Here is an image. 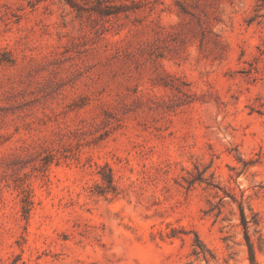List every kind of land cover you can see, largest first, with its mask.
Segmentation results:
<instances>
[{"label":"rangeland","instance_id":"374dc122","mask_svg":"<svg viewBox=\"0 0 264 264\" xmlns=\"http://www.w3.org/2000/svg\"><path fill=\"white\" fill-rule=\"evenodd\" d=\"M245 235L264 264V0H0V264H250Z\"/></svg>","mask_w":264,"mask_h":264},{"label":"trees","instance_id":"16d2710c","mask_svg":"<svg viewBox=\"0 0 264 264\" xmlns=\"http://www.w3.org/2000/svg\"><path fill=\"white\" fill-rule=\"evenodd\" d=\"M244 229H245V225H244ZM245 239H246V245H247V249H248L250 264H255V256H254L252 244H251L249 238L247 237V235H245Z\"/></svg>","mask_w":264,"mask_h":264}]
</instances>
